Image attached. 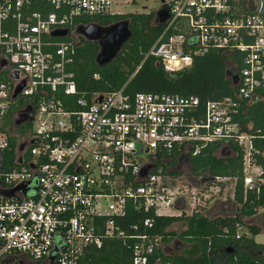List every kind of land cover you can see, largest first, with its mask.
I'll list each match as a JSON object with an SVG mask.
<instances>
[{
  "label": "built area",
  "instance_id": "2783aa9c",
  "mask_svg": "<svg viewBox=\"0 0 264 264\" xmlns=\"http://www.w3.org/2000/svg\"><path fill=\"white\" fill-rule=\"evenodd\" d=\"M158 1L169 19L146 58L176 73L212 49L240 55L233 97L203 103L197 96L133 95L123 87L87 99L70 69L82 40L75 31L89 25L81 19L122 15L114 11L122 2L0 0V74L8 76L0 81V128L12 106L31 108L33 119L18 140L16 167H5L10 142L0 130V264H82L109 240L131 251L132 264H152L167 249L162 236L149 233L156 218L203 213L208 192L230 181L183 184L157 162H189L213 143H221L222 153L229 144L243 148L246 190L259 192L264 184L262 172L258 183L249 176L255 136L237 121L244 103L264 96V0ZM178 203L188 208L178 211ZM131 208L146 218L124 226Z\"/></svg>",
  "mask_w": 264,
  "mask_h": 264
},
{
  "label": "trees",
  "instance_id": "16d2710c",
  "mask_svg": "<svg viewBox=\"0 0 264 264\" xmlns=\"http://www.w3.org/2000/svg\"><path fill=\"white\" fill-rule=\"evenodd\" d=\"M125 19L131 23L133 36L112 64L104 68L96 65L95 59L99 52L97 43L82 39L76 47L70 69L76 75L78 90L87 99L93 93L103 94L123 87L133 95L165 93L197 96L203 103L234 96L237 90V70L234 65L236 63L240 66V55L212 49L204 56L196 57L190 68L176 73L167 72L157 58H146L147 52L164 30V26L156 21L154 13L84 18L79 21L83 22L81 24L107 26ZM96 74L99 79L94 78ZM0 81H8V77L4 75ZM73 107L78 109L76 105ZM20 111L21 106H12L0 128L7 133L10 142V148L5 153L6 168L16 167L18 138L31 127L27 124L14 129V119ZM237 121L242 132L255 136L253 164L262 170L260 178L264 179V96L244 103ZM221 147V143H213L199 157L190 158L186 163L194 178L201 177L210 181L221 177L236 182L233 200L236 213L227 218H212L205 213L183 214L177 218L157 217L150 234L162 236L164 243L169 244L177 237L172 226L182 221L186 230L177 237V244L184 242L190 248L177 250V254L173 255H166L159 250L153 256L152 264L157 260H160L157 264H264V244L255 241L256 236L264 233L263 228L248 223L251 219L257 222L260 218L259 210L264 209V184H261L259 192L246 190L243 148L229 144L228 151L219 154ZM173 162L176 164L175 160ZM157 165V169L163 167V171L169 175H181L178 169L169 170L170 166L165 163L158 161ZM145 218L146 215L131 208L123 225L140 224ZM241 225L247 228L250 236L238 234ZM82 264H132V253L122 242L109 240L105 241L102 249H91L86 253Z\"/></svg>",
  "mask_w": 264,
  "mask_h": 264
},
{
  "label": "water",
  "instance_id": "95a60500",
  "mask_svg": "<svg viewBox=\"0 0 264 264\" xmlns=\"http://www.w3.org/2000/svg\"><path fill=\"white\" fill-rule=\"evenodd\" d=\"M144 10H147V7H143ZM169 19V14L166 10H159L156 13V21L159 22V24H165ZM68 31L64 32H54L53 37L57 36H67ZM75 34L88 42H94L99 45V52L96 56L95 62L96 65L100 68H104L110 64H112L120 55L122 52L124 46L128 43V41L133 36V32L131 29V23L129 20H121L119 22H116L111 25H101L97 23H91L89 25H82L79 26ZM5 67V64L3 66H0V70ZM12 79H18V75L13 74L11 76ZM235 80V79H234ZM236 81V80H235ZM25 86L24 83H21L17 85L15 92L13 94V98L16 99L21 92L24 90ZM102 98L99 99L101 101ZM32 113L31 108H26L19 112L17 116L14 119V127L18 128L19 126L23 125L26 122H31L33 119L30 117V114ZM24 150V144L19 145L18 147V162L19 164H22V153ZM149 167V168H148ZM144 167L142 170V175L145 174V172L148 171L151 172L154 168V166H148ZM209 182V180H203L201 183L195 180L193 177L190 178V183L195 186L199 187V185H204L205 183ZM175 185V184H173ZM176 209L178 211L182 210V207L178 203L176 205ZM235 210H232V213L235 214ZM207 216L212 217L215 216L213 211L206 213ZM232 251V250H231ZM230 251V252H231Z\"/></svg>",
  "mask_w": 264,
  "mask_h": 264
},
{
  "label": "rangeland",
  "instance_id": "374dc122",
  "mask_svg": "<svg viewBox=\"0 0 264 264\" xmlns=\"http://www.w3.org/2000/svg\"><path fill=\"white\" fill-rule=\"evenodd\" d=\"M118 1H121L122 4L121 5H119V4L114 5V11L116 13H120L122 15H126V14H150V13H154L156 15L157 11L160 9V3L158 0H149L148 2H145V3L140 1V0H116V2H118ZM144 6L147 7V10L143 9ZM125 20H128V19H125ZM6 73L7 72H3L2 75H5ZM219 154H221V151L219 152ZM165 162L167 163L168 160H166ZM170 168H169V170L177 171V169H178V171L181 172V175L178 177L176 176V177H177V180H181V182L183 184H188L190 182V178L193 177L191 170L189 169V164H187L186 162L176 163L174 167H170ZM261 172H262V170L255 165H253L251 168H249V176L253 177L255 179L256 183H258L259 175L261 174ZM235 184H236V182H234V181H229L228 183L220 184L219 185V187H220L219 189L221 190L220 192H219V189H217L215 186H214L213 190L210 189L211 191H209L208 193L212 198L206 203L205 208L211 212L212 210H214L213 208H214L215 203H217L216 206H218L219 204H221V202H223V203L229 202V201L233 202ZM207 188H209V186ZM180 206L182 207V210L185 209L186 207L188 208V206L185 204H180ZM233 209H236L235 205H234ZM185 214H188V213L186 212ZM258 217H260V218L257 222H254L251 219L248 221V223H254L257 226H261L263 228V231H264V209L259 210V216ZM172 230L174 232H176L177 237H179L181 235V233H183L186 230V228H185L184 223L182 221H179V222L174 223V225L172 226ZM238 234L240 236H242L243 234H247L250 236L247 228L244 227L243 225L238 227ZM255 240L257 243L264 244V233L260 234L258 237H256ZM173 241H174V239L168 245H166V247L171 248L173 246V244H172ZM182 246H184L183 251H185L187 248L188 249L190 248L186 243H184V242L180 243L179 242L177 244V249L179 247H182Z\"/></svg>",
  "mask_w": 264,
  "mask_h": 264
},
{
  "label": "flooded vegetation",
  "instance_id": "af4514ba",
  "mask_svg": "<svg viewBox=\"0 0 264 264\" xmlns=\"http://www.w3.org/2000/svg\"><path fill=\"white\" fill-rule=\"evenodd\" d=\"M173 164H175V162H173V161L167 163V165L170 167L173 166ZM227 206H228V204H221V205L213 208L214 210H212V211H213L214 215H218V216L224 215V214L227 215L228 213H231L230 209ZM206 212H207V210L204 211L205 214H206ZM172 244H173V246L168 249V254H171V255L177 254V239H175Z\"/></svg>",
  "mask_w": 264,
  "mask_h": 264
},
{
  "label": "crops",
  "instance_id": "0c3cea01",
  "mask_svg": "<svg viewBox=\"0 0 264 264\" xmlns=\"http://www.w3.org/2000/svg\"><path fill=\"white\" fill-rule=\"evenodd\" d=\"M1 70H2V69H1ZM1 70H0V71H1ZM5 75L7 76V73H6ZM2 76H4V75L0 74V77H2ZM7 77H8V76H7ZM27 123H29V122H26L25 124H27ZM21 126H23V125H21ZM19 127H20V126H19ZM14 129H17V128L14 127ZM18 140H19V138H18ZM17 145H18V143H17ZM221 153H222V152H221ZM168 162H171V161L168 160ZM168 162H167V163H168ZM167 163L165 162V165H166V166H168ZM179 172H180V171H179ZM201 182H202V181H201ZM231 200H232V199H231ZM216 204H217V203L214 204V208L217 207ZM221 204H228L227 207L230 209L231 213H228L227 215H226V214H224V215H219V216H218V215H215V216H212V218H219V217L227 218V217L234 216V214L232 213V210H235L234 212H236L237 210H236V209H233V207H234V205H233L234 203H233V202H230V201H229V202H224V203L221 202ZM221 204H219V205H221ZM219 205H218V206H219ZM209 212H210V211L207 210L206 213H209ZM258 236H259V235H258ZM258 236H256V237H258ZM256 237H255V239H256ZM175 239H177V237H176ZM175 239H174V240H175ZM163 241H164V240H163ZM255 241H256V240H255ZM164 244H165V246L168 245L167 243H164ZM166 248H167V247H166ZM168 249H169V248H167V250L164 251V254H166V255L168 254ZM183 249H184V246L179 247L177 250L180 251V250H183ZM187 249H188V248H187Z\"/></svg>",
  "mask_w": 264,
  "mask_h": 264
}]
</instances>
